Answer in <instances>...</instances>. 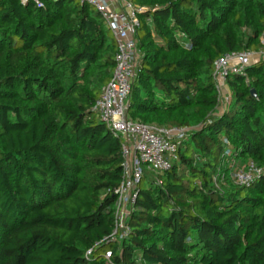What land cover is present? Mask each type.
I'll return each instance as SVG.
<instances>
[{
  "label": "trees",
  "instance_id": "16d2710c",
  "mask_svg": "<svg viewBox=\"0 0 264 264\" xmlns=\"http://www.w3.org/2000/svg\"><path fill=\"white\" fill-rule=\"evenodd\" d=\"M37 1L0 0V264H264V61L228 74L221 108L213 77L217 58L264 51V0H130L126 117L189 129L114 239L121 142L92 107L116 43L93 6ZM230 159L262 172L236 185Z\"/></svg>",
  "mask_w": 264,
  "mask_h": 264
},
{
  "label": "built area",
  "instance_id": "2783aa9c",
  "mask_svg": "<svg viewBox=\"0 0 264 264\" xmlns=\"http://www.w3.org/2000/svg\"><path fill=\"white\" fill-rule=\"evenodd\" d=\"M24 3L26 0H21ZM94 7L107 24L116 43L114 68L108 82L102 87L92 110L99 119L120 138L121 142V178L113 189L114 229L110 238L114 239L128 233L125 218L138 194V185L145 170L161 173L170 168L176 159V152L189 128L165 127L128 120L126 109L130 84L135 76L138 59L134 34L139 27L138 13L144 11L130 0H78ZM37 4L39 2L35 0ZM264 61V51L230 52L213 63V77L223 83L230 73H242L254 54ZM232 168L227 177L236 185L247 186L262 170L254 162L236 164L229 160ZM220 174L219 179L223 180ZM215 180V178L213 179ZM110 253L106 252L108 259Z\"/></svg>",
  "mask_w": 264,
  "mask_h": 264
},
{
  "label": "rangeland",
  "instance_id": "374dc122",
  "mask_svg": "<svg viewBox=\"0 0 264 264\" xmlns=\"http://www.w3.org/2000/svg\"><path fill=\"white\" fill-rule=\"evenodd\" d=\"M259 60H262V59H260V57L257 55V53H255L254 57L252 58V60L249 63H254V62H257ZM216 86H217V90H218V94H219V101H220L219 107L221 108L222 106H225V103L228 102L230 92H229V88L227 87L226 80L223 83L217 82ZM221 183L225 184V181H221Z\"/></svg>",
  "mask_w": 264,
  "mask_h": 264
},
{
  "label": "water",
  "instance_id": "95a60500",
  "mask_svg": "<svg viewBox=\"0 0 264 264\" xmlns=\"http://www.w3.org/2000/svg\"><path fill=\"white\" fill-rule=\"evenodd\" d=\"M251 93H252V94L254 93L253 90H251Z\"/></svg>",
  "mask_w": 264,
  "mask_h": 264
}]
</instances>
